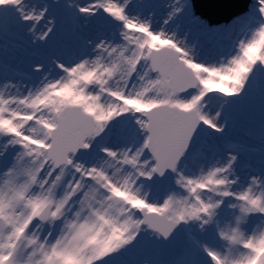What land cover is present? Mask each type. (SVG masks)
<instances>
[{
  "label": "snow or ice",
  "instance_id": "obj_1",
  "mask_svg": "<svg viewBox=\"0 0 264 264\" xmlns=\"http://www.w3.org/2000/svg\"><path fill=\"white\" fill-rule=\"evenodd\" d=\"M9 45L0 264H264V0H0Z\"/></svg>",
  "mask_w": 264,
  "mask_h": 264
},
{
  "label": "water",
  "instance_id": "obj_2",
  "mask_svg": "<svg viewBox=\"0 0 264 264\" xmlns=\"http://www.w3.org/2000/svg\"><path fill=\"white\" fill-rule=\"evenodd\" d=\"M249 2L250 0H227L225 4L218 0H195L198 14L213 24L226 22L234 14L244 11ZM243 112L247 113L245 110ZM255 113H260L258 103L255 112L251 114Z\"/></svg>",
  "mask_w": 264,
  "mask_h": 264
},
{
  "label": "rangeland",
  "instance_id": "obj_3",
  "mask_svg": "<svg viewBox=\"0 0 264 264\" xmlns=\"http://www.w3.org/2000/svg\"><path fill=\"white\" fill-rule=\"evenodd\" d=\"M158 1L161 3L162 0H158ZM161 13H162V11H161ZM161 16H162V14H161ZM205 20H207V19L205 18ZM223 23L224 22L219 23V24H223ZM202 44H203V49L204 50L201 53V56H202L203 59H211V57H214L218 51L223 50L226 47V45H221L219 49H212L207 43H205L203 41H202ZM16 54L19 56V58L21 60L22 59H25L24 56H23V54H21V52H18ZM29 59L30 58L27 57L25 60L26 61H29ZM2 61H5V60L4 59H0V62H2ZM16 64H18V63L17 62H14L12 64V66H15ZM7 72H8V75H10V73L12 71L11 70H8ZM24 72H30V69H29V67L27 65H23V73ZM0 74H1L0 75V78L2 79L3 74H4V71H0ZM18 74L19 73H16V75H18ZM240 112H241V115H243V116L252 115L253 116L252 118L255 119L257 122L259 120L260 113L247 114V113H244L243 112V109H241ZM246 123H247L246 118H243V117L238 118L237 125L234 128L230 125L229 129L226 131V133L224 134V136H229L230 135L233 138H241L243 136L242 129H243L244 126H246ZM253 163H255V161H253Z\"/></svg>",
  "mask_w": 264,
  "mask_h": 264
},
{
  "label": "bare ground",
  "instance_id": "obj_4",
  "mask_svg": "<svg viewBox=\"0 0 264 264\" xmlns=\"http://www.w3.org/2000/svg\"><path fill=\"white\" fill-rule=\"evenodd\" d=\"M78 2L85 3V2H87V0H78ZM164 2H165V0H162L161 4H163ZM161 11L162 10H158L157 18H159L161 16V14H163V12L161 13ZM18 52L19 51L13 50L11 48V45H9V51L7 52V54H0V59H4L5 60V61L0 62V71H4V73H5V71L11 70L12 72L10 73L9 76L13 77V78H15L19 74L23 73V65H27L28 66L30 63L34 62V59L32 57L28 56L26 53H23V52H21V54H23L24 58L26 59L28 57L30 59H29V61H26L25 59L21 60L19 58V56L16 54ZM213 58L214 57H211V59H213ZM14 62H17L18 64H16L15 66H12V64ZM16 73H19V74L16 75ZM24 73H30V72H24ZM33 79H35V77H33Z\"/></svg>",
  "mask_w": 264,
  "mask_h": 264
}]
</instances>
